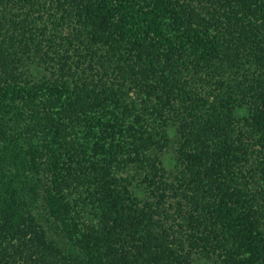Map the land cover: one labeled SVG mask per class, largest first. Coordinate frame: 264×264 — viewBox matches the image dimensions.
Here are the masks:
<instances>
[{"label":"trees","instance_id":"1","mask_svg":"<svg viewBox=\"0 0 264 264\" xmlns=\"http://www.w3.org/2000/svg\"><path fill=\"white\" fill-rule=\"evenodd\" d=\"M196 257L264 264V0H0V264Z\"/></svg>","mask_w":264,"mask_h":264},{"label":"rangeland","instance_id":"2","mask_svg":"<svg viewBox=\"0 0 264 264\" xmlns=\"http://www.w3.org/2000/svg\"><path fill=\"white\" fill-rule=\"evenodd\" d=\"M33 74L36 78H39V77L47 75L48 73L43 71V69H41L37 65H35L33 67ZM173 155H174V152L171 147L169 150H167V152L163 156L164 164L166 165L167 168L170 166L172 162ZM194 264H211V263L205 259L196 257Z\"/></svg>","mask_w":264,"mask_h":264}]
</instances>
